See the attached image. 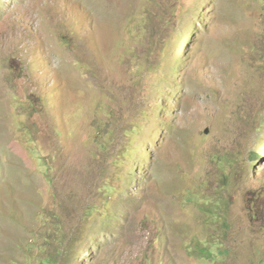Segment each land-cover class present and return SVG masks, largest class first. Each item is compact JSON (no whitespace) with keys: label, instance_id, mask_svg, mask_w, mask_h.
I'll use <instances>...</instances> for the list:
<instances>
[{"label":"rangeland","instance_id":"374dc122","mask_svg":"<svg viewBox=\"0 0 264 264\" xmlns=\"http://www.w3.org/2000/svg\"><path fill=\"white\" fill-rule=\"evenodd\" d=\"M0 264H264V0H0Z\"/></svg>","mask_w":264,"mask_h":264}]
</instances>
